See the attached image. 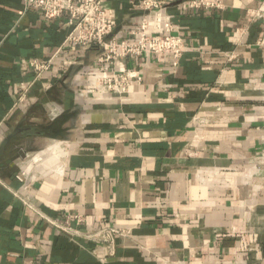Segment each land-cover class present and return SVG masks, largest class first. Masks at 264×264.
<instances>
[{"label":"crops","instance_id":"0c3cea01","mask_svg":"<svg viewBox=\"0 0 264 264\" xmlns=\"http://www.w3.org/2000/svg\"><path fill=\"white\" fill-rule=\"evenodd\" d=\"M161 1L147 14L142 0H108L119 39L148 17L188 46L177 68L119 60L108 71L142 79L121 98L90 93L95 46L66 45L37 78L30 62L57 53L66 19L0 0V264H264V18L246 15L264 0ZM24 87L32 103L16 107ZM109 228L125 235L85 236Z\"/></svg>","mask_w":264,"mask_h":264},{"label":"built area","instance_id":"2783aa9c","mask_svg":"<svg viewBox=\"0 0 264 264\" xmlns=\"http://www.w3.org/2000/svg\"><path fill=\"white\" fill-rule=\"evenodd\" d=\"M27 4L43 13L47 20L65 18L68 25V34L59 47L57 53L46 62L33 60L30 67L37 78L48 72L53 65L55 57L62 52L66 45L86 48L95 46L99 50L97 63L100 65V75L96 78L90 93L112 94L124 98L135 83L142 81L136 71L127 70L122 67L113 72L119 60L126 58H141L146 55H154L159 59L170 56L174 67H179L182 59L188 51L185 39L180 36L178 28L170 20H163L164 34L150 32L151 22L145 17L137 30L133 33L135 40L119 39L113 35L114 22L110 15L108 0H27ZM161 0H142V7L145 13L150 14L162 7ZM192 9H224L219 1L192 0L189 4ZM248 18L260 20L264 18V3L258 8L246 10ZM230 58H234L231 55ZM30 87H24L16 107H28L32 103L28 97ZM80 93V97L86 96ZM19 170L16 180L27 188L30 183V175L24 169V162H19ZM78 225L83 223L80 216L74 218ZM58 228H62L69 234L79 235V230L67 226H61L52 222ZM125 233L117 228L103 229L100 231L85 232L88 240L97 243H107L115 236H124Z\"/></svg>","mask_w":264,"mask_h":264}]
</instances>
